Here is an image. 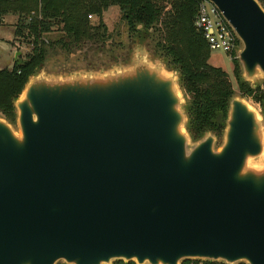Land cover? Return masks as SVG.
Masks as SVG:
<instances>
[{"label": "water", "instance_id": "water-1", "mask_svg": "<svg viewBox=\"0 0 264 264\" xmlns=\"http://www.w3.org/2000/svg\"><path fill=\"white\" fill-rule=\"evenodd\" d=\"M206 1L237 39L240 79L264 81V10ZM44 64L12 100L14 122L0 116V264H264L254 103L231 95L220 135L192 140L178 72L144 41L106 67Z\"/></svg>", "mask_w": 264, "mask_h": 264}, {"label": "trees", "instance_id": "trees-1", "mask_svg": "<svg viewBox=\"0 0 264 264\" xmlns=\"http://www.w3.org/2000/svg\"><path fill=\"white\" fill-rule=\"evenodd\" d=\"M199 1L0 0V20L6 13H15L13 36L30 43L24 60L19 61L16 57L9 68L0 69V116L11 124L14 122L12 100L21 91L27 77L47 57L54 56L57 51L68 54L86 43H102L105 30L102 13L115 6L125 23L127 38L144 41L152 55L160 57L167 68L178 72L189 137L195 140L204 131L218 137L233 90L226 72L208 63L209 50L193 28V16ZM52 29L57 34L46 39L45 35ZM232 62L231 74L237 94L254 103L264 115V81L255 86L242 81L234 58Z\"/></svg>", "mask_w": 264, "mask_h": 264}, {"label": "rangeland", "instance_id": "rangeland-1", "mask_svg": "<svg viewBox=\"0 0 264 264\" xmlns=\"http://www.w3.org/2000/svg\"><path fill=\"white\" fill-rule=\"evenodd\" d=\"M15 20V13H6L2 17V20H0V69L9 68L13 64L14 55L16 53H18L16 57L19 61L24 60L25 54L28 53L30 49L28 40L24 41L20 37L16 38L13 36V25ZM102 22L105 27L102 43L94 45L86 43L81 46L80 49H75L68 54L57 51L54 56L47 57L43 68L49 70L52 74H65L71 70L82 72V69L88 67L95 69L99 66H109L110 63L116 64L118 61H126L132 38H127L126 26L120 17L117 7L110 6L103 11ZM56 34L57 33L52 29L45 37L46 39H52ZM147 43L149 42L147 41ZM233 58L234 55H231L229 59V57L220 50H211L209 51L207 61L226 72L233 94H237L234 79L231 74ZM219 142L220 140L217 138L214 147H216ZM250 163L258 164L259 162L253 159L250 160ZM56 264L63 263L57 261Z\"/></svg>", "mask_w": 264, "mask_h": 264}, {"label": "built area", "instance_id": "built-area-1", "mask_svg": "<svg viewBox=\"0 0 264 264\" xmlns=\"http://www.w3.org/2000/svg\"><path fill=\"white\" fill-rule=\"evenodd\" d=\"M256 1L264 10V0ZM89 16L90 15H87V17ZM192 25L204 40L209 51L220 50L230 59L237 45V39L230 27L222 19L220 13L211 3L206 0H200L197 3ZM183 262V264H221L218 262L208 263L207 261L191 259L184 260ZM122 263L123 262L117 264Z\"/></svg>", "mask_w": 264, "mask_h": 264}]
</instances>
